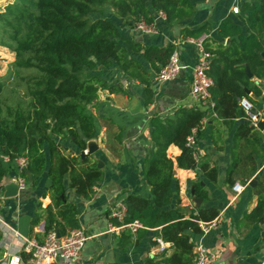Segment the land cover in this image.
I'll list each match as a JSON object with an SVG mask.
<instances>
[{"label": "trees", "instance_id": "16d2710c", "mask_svg": "<svg viewBox=\"0 0 264 264\" xmlns=\"http://www.w3.org/2000/svg\"><path fill=\"white\" fill-rule=\"evenodd\" d=\"M106 4L112 6L116 18L124 21L163 10L166 21L170 22L189 16L193 8L189 0H13L0 12V45L15 53L14 68L38 71L25 78L30 84L31 107L25 110L18 106L9 117L0 115V154L8 160L24 155L27 164L20 174L27 180L30 175L31 181L41 175L48 164L51 204L44 209L45 235L55 230L63 236L78 227L76 217L80 210L68 200L66 186L87 199L93 193L95 183L102 178L98 161L80 157L79 151L85 149L86 141L95 134L89 107L98 108V89L117 91L118 88L90 71L118 66L125 75L144 85V103H148L153 93L149 87L150 78L132 55L142 51L151 69L157 72L159 64L165 63L174 49L173 44L159 48L128 41L120 34L116 21L105 16L92 19L90 15L101 14ZM241 9L236 20L224 17L218 21L215 31L218 39L209 36L204 42L205 49L213 55L209 70L214 82L211 97L217 116L224 121L243 116L238 111V99L249 97L245 89L258 98L262 96L259 84L263 82L264 86V0H245ZM207 26L186 29L185 35L198 37L209 32ZM226 38H229L227 44ZM209 39L214 46L207 41ZM246 65L252 78L244 73ZM4 87L5 79H0V95ZM205 114L196 107H179L173 118L153 116L149 119L152 128L149 136L155 149L144 160L142 178L150 186L153 198L127 194L123 198L125 215L120 221L112 217L117 225L134 220L140 222L143 227L136 229L137 239L147 230L159 228L157 234L175 248L167 259L170 264H192L190 234L198 231L195 220L209 221L217 214L214 209L199 207L196 212L189 213V218H184V210L179 206L174 162L166 153L170 144L176 145L181 151L175 157L178 168H199L198 178L202 174L208 180H215V168L198 164L192 155L195 149L186 146V137ZM251 129L246 122L237 137ZM202 135L203 130L198 131L197 140ZM58 137L72 141L76 154H66L56 140ZM5 173L6 168L0 160V181ZM192 185L195 199L207 198L198 180ZM173 200L175 205L170 207ZM245 217L264 222V200H259ZM38 220H32L31 227ZM120 233L119 244L123 247L131 241L132 233L128 228Z\"/></svg>", "mask_w": 264, "mask_h": 264}, {"label": "crops", "instance_id": "0c3cea01", "mask_svg": "<svg viewBox=\"0 0 264 264\" xmlns=\"http://www.w3.org/2000/svg\"><path fill=\"white\" fill-rule=\"evenodd\" d=\"M189 1L193 6L191 14L170 22L157 19L155 21L157 33H142L136 30L135 19L124 21L113 18L118 23L120 34L126 40L140 43L142 46L159 48L173 44L179 52L181 63L185 65L174 79L158 84L153 81L156 72L151 69L142 51L132 55L143 65L150 78L149 87L153 92L150 102L144 103V85L125 75L118 66L112 65L90 71L118 90L98 89V108H90L95 134L89 141L95 140L96 149L88 157L102 162L101 180L95 183L93 193L87 199L66 186L68 200L80 210L76 217L78 227L83 228L89 236L76 264H170L167 259L173 255L175 248L170 242L163 240L165 248L159 250L155 241L159 237L157 234L159 228L147 230L139 239L136 232H131V241L121 247L120 232L126 227H121L123 224H114L110 209L122 202L130 193L148 199L153 198L150 186L142 178L144 160L155 149L149 136L152 129L148 124L149 119L153 116L173 118L177 108L193 107L189 88L191 68L196 62V55L194 46L185 42L187 37H191L185 35V30L207 24L209 32L205 34L208 38L213 36L218 39L215 36L218 21L224 17L236 20V15L242 11V3L245 0ZM233 7H238L239 13H233ZM207 41L214 46L210 39ZM261 83L263 86V82ZM248 96L252 102L260 101L261 108L264 109L263 90L262 96L258 98L251 92ZM204 118L206 127L196 143L198 154L196 161L198 164L215 168L217 176L215 180H208L202 174L198 178L199 168L195 170L178 168L175 157L181 151L176 145L170 144L166 153L174 162L179 206L184 210V218H189V213L196 212L199 207L217 211L214 217L218 220L217 225L204 239L206 247L215 254V260L211 264H264V222L250 221L245 217L259 200H264V116L258 127H253L244 116L227 121L219 117ZM246 122L252 129L244 136L237 137L240 127ZM56 140L62 144L66 154H76V147L72 141L60 137ZM252 143L262 146L259 154L253 149L243 151L245 146ZM1 156L0 160L4 158L6 173L0 185V216L22 238L9 232L2 234L0 264H24L22 261L27 259L28 254L21 250L23 238L38 241L45 237L44 209L51 204L48 192L50 183L47 174L48 164L41 175L32 181L28 180L24 189L16 190L14 165L8 159L6 163L7 157ZM245 164L248 166L245 174H236L237 169ZM195 180L201 183L207 195V198H201L199 203H196L192 195V182ZM236 182L246 185L241 193H236L232 189ZM66 183H69V179ZM174 205L173 200L170 207ZM34 219L39 220L31 227V221ZM115 227L121 228L113 230ZM198 238L199 229L190 234L193 245Z\"/></svg>", "mask_w": 264, "mask_h": 264}, {"label": "built area", "instance_id": "2783aa9c", "mask_svg": "<svg viewBox=\"0 0 264 264\" xmlns=\"http://www.w3.org/2000/svg\"><path fill=\"white\" fill-rule=\"evenodd\" d=\"M233 13H239L238 7L232 8ZM161 19L166 21V14L163 10L148 13L147 17L139 16L134 21L136 30L142 33H157L155 21ZM208 35L203 33L198 37H187L185 42L194 46L196 62L191 68V83L189 95L192 99L193 107L204 111L205 117H218L215 110V102L211 97L210 89L213 86V79L209 75L211 60L213 55L204 47V42ZM182 68H185L179 58V52L176 48L172 50L167 61L159 65V70L155 73L154 83H165L174 79ZM238 105L243 113V116L249 121L253 127H258L259 122L264 116V109L255 108L253 102L243 96L238 99ZM206 118H203L196 126L191 129L190 134L186 137V146L193 147V158L198 159L196 152L198 131H202L206 127ZM16 171V181L18 190H22L28 184V180L23 177L20 172L26 168L27 158L19 154L11 159ZM246 185L236 182L232 185V189L236 193H241ZM126 213V205L124 202H119L110 209V216L122 219ZM217 218L209 221L195 220L199 229V238L193 245V263L192 264H211L215 260V254L206 247L204 243L205 236L211 229L217 225ZM121 227H126L130 232H135L137 228H142V224L137 220L123 224ZM121 227H115L113 230H119ZM0 231L2 234L12 233L15 236L22 238L8 223L0 216ZM89 236L83 228H74L69 230L65 235H58L55 230L49 231L42 242L35 239L23 238L21 250L28 254L24 264H76L80 259L82 249L88 240ZM159 250H164V243L161 238H156Z\"/></svg>", "mask_w": 264, "mask_h": 264}, {"label": "rangeland", "instance_id": "374dc122", "mask_svg": "<svg viewBox=\"0 0 264 264\" xmlns=\"http://www.w3.org/2000/svg\"><path fill=\"white\" fill-rule=\"evenodd\" d=\"M13 0H0V12L4 10L6 4L12 2ZM114 10L110 4H106L101 9L100 13H92L90 16L92 19L97 17L105 16L108 19H116L113 15ZM15 53L9 48L4 45H0V79H5V90L0 95V115L2 117H9L12 115L13 109L16 107H22L23 109H28L31 107L32 104V97L29 94V83L25 81V78L29 74L37 73L38 71L34 68H26L21 67L16 70L13 66V61L15 59ZM255 108H261L262 103L257 101L254 103ZM89 107V112L92 114V109ZM241 113V109L238 110ZM249 149H253L255 153H260L262 150V146L260 144H249L243 148L244 152H247ZM261 150V151H260ZM257 154V155H258ZM1 156V154H0ZM2 157V156H1ZM6 157V156H5ZM4 159V158H3ZM3 159H1L2 165ZM6 163L8 162L7 158L5 159ZM248 168L247 164L240 166L237 169L236 174L244 175ZM264 177V174H263ZM4 179V177H3ZM2 179V180H3ZM0 181V185L1 182ZM244 180V179H240ZM256 180V179H255ZM254 180V181H255ZM135 233V232H134ZM158 238H161L160 236ZM162 242L163 239L161 238Z\"/></svg>", "mask_w": 264, "mask_h": 264}, {"label": "water", "instance_id": "95a60500", "mask_svg": "<svg viewBox=\"0 0 264 264\" xmlns=\"http://www.w3.org/2000/svg\"><path fill=\"white\" fill-rule=\"evenodd\" d=\"M225 42H226V44H227V43L229 42V39L227 38V39L225 40ZM244 73H245V75H246L248 78H252V73H251V71H250V69H249V67H248L247 65L245 66ZM259 86L262 87V90L264 91V87L262 86V83H260ZM245 91H246L247 94L250 93V91H249L248 89H245ZM89 140H91V139H89ZM89 140L86 141V147H85V149H83V150L80 151V153H79L80 157H85V156L88 157V155H89V154H92L93 151L96 149L95 140H94V139H93L92 141H89ZM86 151H87V152H86ZM97 166H98L99 168H101V167H102V162H101V161H98ZM28 180H29V181L31 180V176H30V175L28 176ZM15 188H16V190L18 189L17 181H16V183H15ZM192 189H193V188H192ZM199 200H200V199H195L196 203H199ZM188 232H189V231H188ZM58 235H59V234H58Z\"/></svg>", "mask_w": 264, "mask_h": 264}]
</instances>
